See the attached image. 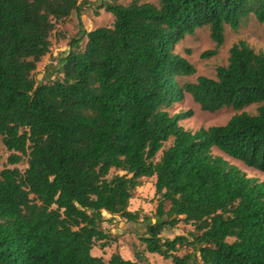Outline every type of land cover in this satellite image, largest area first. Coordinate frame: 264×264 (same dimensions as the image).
<instances>
[{
	"label": "trees",
	"instance_id": "trees-1",
	"mask_svg": "<svg viewBox=\"0 0 264 264\" xmlns=\"http://www.w3.org/2000/svg\"><path fill=\"white\" fill-rule=\"evenodd\" d=\"M103 1L112 25L80 27L58 77L37 83L55 23L79 15L81 0H0V137L10 164L27 158L23 172L0 168V264H150L91 254L109 237L104 213L139 220L129 202L144 177L158 197L154 222L142 219L145 252L170 264H264V182L211 151L264 172V52L240 40L215 78L183 83L196 70L174 52L207 27L215 46L200 56H215L226 26L249 14L264 23V0ZM185 93L210 113L257 108L192 132L179 124L191 111H168ZM179 222L194 226L191 240L161 237ZM182 246L192 253L177 255Z\"/></svg>",
	"mask_w": 264,
	"mask_h": 264
},
{
	"label": "rangeland",
	"instance_id": "rangeland-1",
	"mask_svg": "<svg viewBox=\"0 0 264 264\" xmlns=\"http://www.w3.org/2000/svg\"><path fill=\"white\" fill-rule=\"evenodd\" d=\"M130 1L131 0H118L121 4H127ZM139 1L156 3L157 0ZM102 3H104L103 0H81L79 15L77 13H72L67 19L55 23L50 37L51 46L49 53L37 63V67L33 73V77L37 83H44L58 77L55 71L57 59L69 50V41L77 35L80 27H83L86 31H90L98 27L112 25V15L99 8ZM240 40L245 41L256 52H264V23L258 22L252 14H249L246 18L241 20L238 28L232 29L226 26L223 45L219 48L215 56L209 58H202L200 56L204 51L213 49L215 46L209 36L208 28L202 27L197 29L193 35H187L174 46V52L186 58L195 67L196 72L191 76L182 78L180 83L195 82L198 76L215 78L216 67L227 64L229 48L232 44ZM84 43L85 39L81 46H83ZM256 108L257 105L252 104L242 108L240 111H236L232 108H223L217 112L210 113L201 110L199 105L192 100L191 96L185 93L183 100L180 103L175 102L172 104L168 111L170 114L191 111V116L181 120L179 124L183 126L184 129L194 132L199 128L223 125L231 116L242 111L254 114ZM171 141L170 139L164 143L163 148H167L171 144ZM211 151L213 155L220 156L230 164L237 166L245 172L248 177H254L264 182V172L247 167L241 161L227 156L214 147ZM10 154L11 152L6 150L2 143V138L0 137V168H18L23 172L27 167V158L23 157L19 163L10 164L8 162ZM160 155L161 151L157 153L155 160H157ZM116 173L122 174L120 171L112 169L108 177ZM154 183L155 177L141 178L139 185L133 191V196L129 202V210L138 211L139 220L136 222L126 221L123 218H118V216L112 221L109 220V216L104 214L105 220L102 226L109 235L108 239L104 241L108 248L101 251V257L104 261H107L113 253H120L124 259L134 261L136 258L135 253H138L145 256L144 258L150 264L171 263L170 259H164L158 254L145 252L144 244L139 240V237L143 235L146 230V222H143L142 219L146 217L149 221L154 222V215L158 203V197L155 196ZM168 206L169 204L167 202L165 204V209H168ZM193 231V225L179 222L174 227H165L161 233V237L163 239H172L175 236L183 235L191 240L189 233ZM228 240L231 241L232 239L229 238ZM189 253H192V248L188 246H182L177 251V255L179 256Z\"/></svg>",
	"mask_w": 264,
	"mask_h": 264
},
{
	"label": "crops",
	"instance_id": "crops-1",
	"mask_svg": "<svg viewBox=\"0 0 264 264\" xmlns=\"http://www.w3.org/2000/svg\"><path fill=\"white\" fill-rule=\"evenodd\" d=\"M131 211V210H130ZM105 215H107V216H109V220H112V221H114V219L116 218V216H111L110 214H107V213H104ZM119 218V217H118ZM104 229V228H103ZM105 230V229H104ZM106 231V230H105ZM107 232V231H106ZM108 247H107V245H105V246H101V242L100 241H98L94 246H93V248H92V250H91V254L93 255V256H97V257H101V251H104V250H106ZM100 252V253H99ZM121 252V251H120ZM120 254V253H119ZM110 258V257H109Z\"/></svg>",
	"mask_w": 264,
	"mask_h": 264
}]
</instances>
